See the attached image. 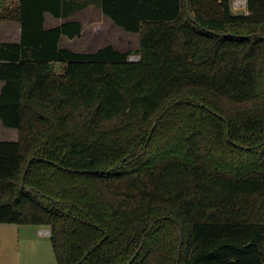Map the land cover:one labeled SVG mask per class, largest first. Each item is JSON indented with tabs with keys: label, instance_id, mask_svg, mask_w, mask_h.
I'll list each match as a JSON object with an SVG mask.
<instances>
[{
	"label": "trees",
	"instance_id": "obj_1",
	"mask_svg": "<svg viewBox=\"0 0 264 264\" xmlns=\"http://www.w3.org/2000/svg\"><path fill=\"white\" fill-rule=\"evenodd\" d=\"M90 1L139 33L140 59L61 46L79 19L45 26ZM246 8L6 7L21 39L0 41V118L19 136L0 139V222L47 226L58 264H263L264 0Z\"/></svg>",
	"mask_w": 264,
	"mask_h": 264
},
{
	"label": "rangeland",
	"instance_id": "obj_2",
	"mask_svg": "<svg viewBox=\"0 0 264 264\" xmlns=\"http://www.w3.org/2000/svg\"><path fill=\"white\" fill-rule=\"evenodd\" d=\"M17 1L0 0V13L6 7L14 6ZM231 2L235 12L246 11V0H231ZM98 13L95 10L90 12V9L82 8L70 17H81L83 22L91 28L90 20L86 17L91 14L88 17L103 22L105 28L99 30V37L95 41L97 45L114 41L120 49L132 50L131 55L137 54L136 49L140 46L139 33H131L119 25H111L112 23L103 20L99 21ZM79 43L80 40L76 38L74 43L70 44L79 46ZM42 228L48 227L36 224L0 222V264H58L50 236L43 234Z\"/></svg>",
	"mask_w": 264,
	"mask_h": 264
},
{
	"label": "crops",
	"instance_id": "obj_3",
	"mask_svg": "<svg viewBox=\"0 0 264 264\" xmlns=\"http://www.w3.org/2000/svg\"><path fill=\"white\" fill-rule=\"evenodd\" d=\"M84 9L88 10L90 9V12H93L94 10L99 12L98 13V20H103L104 22H110L111 25H117L109 16H107L100 5L94 1H90L88 5L84 7ZM79 11V10H78ZM91 15V14H89ZM86 17L90 20L89 23L91 24V28L88 27V25L83 22L81 17H56L49 11L45 12V26L46 27H52L61 24L66 19H79L82 22V31L81 34L78 36H75L73 38L68 37L66 34H63L60 39V45L63 47H69L76 51H84V52H93L99 49L102 46H105L106 44H113L116 48L120 49L116 46V42L109 41L108 43L104 45H97L96 40L99 37V30L105 29L103 22H98L95 19L93 20L92 17ZM121 27V26H120ZM124 29V28H123ZM125 30V29H124ZM131 33H137L132 32ZM138 34V33H137ZM139 37V36H138ZM80 40L79 46H74L70 44L71 42L74 43L75 39ZM21 39V23L18 20H2L0 21V41H20ZM130 42V40H129ZM96 44V45H94ZM94 45V47H93ZM120 50H126V49H120ZM4 84L3 80H0V90ZM8 127V128H6ZM7 133V134H6ZM19 136V130L16 127L11 126H5L2 123V120L0 118V139H18ZM43 226V225H41Z\"/></svg>",
	"mask_w": 264,
	"mask_h": 264
},
{
	"label": "built area",
	"instance_id": "obj_4",
	"mask_svg": "<svg viewBox=\"0 0 264 264\" xmlns=\"http://www.w3.org/2000/svg\"><path fill=\"white\" fill-rule=\"evenodd\" d=\"M129 59H131V60H138V59H140V54H133V55H129ZM41 232L43 233V234H50V229L49 228H42V230H41Z\"/></svg>",
	"mask_w": 264,
	"mask_h": 264
},
{
	"label": "water",
	"instance_id": "obj_5",
	"mask_svg": "<svg viewBox=\"0 0 264 264\" xmlns=\"http://www.w3.org/2000/svg\"><path fill=\"white\" fill-rule=\"evenodd\" d=\"M189 15H190L191 18H193V13H192V10H190V9H189Z\"/></svg>",
	"mask_w": 264,
	"mask_h": 264
}]
</instances>
